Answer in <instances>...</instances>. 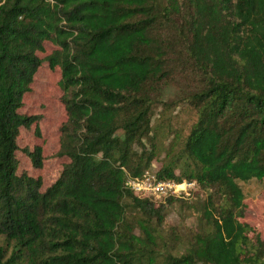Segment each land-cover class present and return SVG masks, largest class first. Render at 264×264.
<instances>
[{
  "label": "trees",
  "instance_id": "trees-1",
  "mask_svg": "<svg viewBox=\"0 0 264 264\" xmlns=\"http://www.w3.org/2000/svg\"><path fill=\"white\" fill-rule=\"evenodd\" d=\"M39 69L58 72L65 115L46 185L15 154L40 171L41 147L17 143L38 133L20 109ZM154 161L207 192L185 232L164 225L177 198L124 186ZM251 179L264 185V0H0V264H264L238 220Z\"/></svg>",
  "mask_w": 264,
  "mask_h": 264
},
{
  "label": "rangeland",
  "instance_id": "rangeland-1",
  "mask_svg": "<svg viewBox=\"0 0 264 264\" xmlns=\"http://www.w3.org/2000/svg\"><path fill=\"white\" fill-rule=\"evenodd\" d=\"M49 51L47 47L46 53ZM58 76L57 71L39 69L34 76L31 91L23 98L20 109L21 112L39 114L41 116V119L36 123L37 134L34 131V125H31L28 128L20 129L17 137V143L21 147H31L33 145L41 147L44 158L40 171L32 170L19 150L15 154L18 158L19 166L27 169L32 174H40L44 182L43 185L55 178L58 169L64 162L63 158L54 155L56 151V127L65 119L63 107L59 101ZM167 96H174L173 88H169L166 91L164 97ZM176 112L177 109L172 113ZM178 118H180V125L185 126L190 121L191 116L184 112H178ZM155 165H157V162L154 161L151 170H154ZM239 185L244 195V208L243 217L238 220L248 223L252 227V233L264 238V185L257 179L239 182ZM179 187L176 190L177 192L169 194L178 200L167 209L164 225L165 227H174L181 232H185L186 229L194 227L199 221L198 210L207 192L203 188L196 186ZM165 196L152 199L161 200Z\"/></svg>",
  "mask_w": 264,
  "mask_h": 264
},
{
  "label": "built area",
  "instance_id": "built-area-1",
  "mask_svg": "<svg viewBox=\"0 0 264 264\" xmlns=\"http://www.w3.org/2000/svg\"><path fill=\"white\" fill-rule=\"evenodd\" d=\"M191 187L192 182H182L175 184L170 181L159 180L151 169L144 170L139 176L131 177L126 175L124 186L133 192L150 198H159L161 196L177 192L179 186Z\"/></svg>",
  "mask_w": 264,
  "mask_h": 264
},
{
  "label": "bare ground",
  "instance_id": "bare-ground-1",
  "mask_svg": "<svg viewBox=\"0 0 264 264\" xmlns=\"http://www.w3.org/2000/svg\"><path fill=\"white\" fill-rule=\"evenodd\" d=\"M181 186V185H180Z\"/></svg>",
  "mask_w": 264,
  "mask_h": 264
}]
</instances>
